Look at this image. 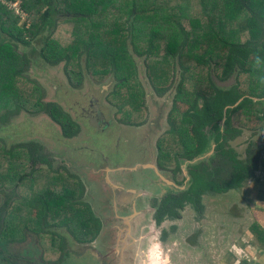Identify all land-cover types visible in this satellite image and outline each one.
<instances>
[{
	"label": "trees",
	"instance_id": "1",
	"mask_svg": "<svg viewBox=\"0 0 264 264\" xmlns=\"http://www.w3.org/2000/svg\"><path fill=\"white\" fill-rule=\"evenodd\" d=\"M7 2L21 4L30 26L20 27L25 17L0 2L1 127L24 111L47 114L68 140L81 135V126L59 104L45 103L42 89L26 77L37 42L45 43L41 59L52 67L65 64L76 87L86 72L98 81L114 76L119 121L141 126L145 93L131 49L144 59L160 96L181 72L170 131L158 147L159 166L174 165L177 173L188 163L189 181L159 201L158 225L181 218L187 206L200 212L206 194L241 186L249 166L230 144L243 131L256 135L264 124V0ZM41 151L33 143L8 149L0 140V264H62L75 253L54 258L71 240L91 244L101 234L103 222L87 199L86 182L68 169L55 170ZM30 233L46 244L44 262L35 259L36 250H16Z\"/></svg>",
	"mask_w": 264,
	"mask_h": 264
},
{
	"label": "rangeland",
	"instance_id": "2",
	"mask_svg": "<svg viewBox=\"0 0 264 264\" xmlns=\"http://www.w3.org/2000/svg\"><path fill=\"white\" fill-rule=\"evenodd\" d=\"M195 6L198 8L197 4ZM24 26H30L27 18L20 23V27ZM44 44V42H37L34 49L29 51L33 53L30 56L32 65L26 77L42 89L45 103L59 104L81 126V135L77 139L68 140L64 138L62 128L47 114H29L22 111L6 126H0V140L7 145L8 149L22 144H37L43 148L40 156L54 160L55 170L68 169L70 173L80 175L88 187V201L92 200L96 213L104 219L106 226L105 233L103 232V236L97 243L81 244L71 240L63 251L58 252L54 260H58L62 253L69 251L74 252L75 255L62 264H215L214 260L206 258V238H203L207 237L204 230L206 227L204 218L209 212L206 209V206L209 209V202L206 201V206L202 204L200 212L187 206L180 212L181 219L166 220L161 226L156 224V212L152 208L155 199H162L170 192L187 187L186 166L188 163L181 165L179 172L173 173L174 165L167 171L162 170L158 159L160 154L158 145L170 131L172 101L181 72L176 71L177 75L172 85L166 87L167 95L159 98L149 82L144 59L130 49L138 66L140 86L148 98L144 103L146 111L142 125H125L119 121V110L112 103V95L119 81L114 76L98 81L86 72L83 83L81 85L76 83L78 85L76 87L70 84L65 64L52 67L41 59L40 52ZM94 106H100L108 125L97 128L91 124L89 115L96 117ZM155 111L158 116L155 115ZM139 127L141 129H138ZM241 137L231 143L233 149L241 146L249 149V136ZM245 150L241 149V152ZM146 158L156 167V170L152 168L155 173L163 176L160 179L161 190L159 193L154 192L152 198L145 196V203L151 204L147 205L149 208L143 217V223H134L129 232V229L124 227V222L113 219L116 214L113 211V205L120 198L115 197L110 191L112 188L110 180L112 183H118L122 179L116 173L117 169L141 166L146 163ZM110 169H116V171L109 173ZM102 171H105V174ZM151 172L139 171L135 174L139 176L138 181L141 178L144 181L148 177V181L152 182ZM125 176H127L126 173L122 175V177ZM172 184L177 186L176 189L172 187ZM136 197L129 196L127 201H133ZM4 198V195L0 194V204ZM125 199L126 197L123 201ZM202 201L204 202L203 197ZM127 203L131 202L121 201L120 206ZM140 203L143 204L142 201ZM227 232L225 231L224 234ZM63 233L66 234L64 231ZM119 233H121V241L117 243ZM66 236L71 239L69 235L66 234ZM213 239L217 241L215 237ZM226 239L228 238L224 241ZM45 246L46 244L36 234L30 233L26 235V241L20 248L16 246V250L19 252L23 248L30 251L36 250L35 259L44 262L42 254ZM124 246L126 251L121 249ZM120 254L123 256L122 259Z\"/></svg>",
	"mask_w": 264,
	"mask_h": 264
},
{
	"label": "crops",
	"instance_id": "3",
	"mask_svg": "<svg viewBox=\"0 0 264 264\" xmlns=\"http://www.w3.org/2000/svg\"><path fill=\"white\" fill-rule=\"evenodd\" d=\"M245 135L249 136V149H233L230 144L239 160L249 166L241 186L203 196L202 204L209 202L204 218L206 258L215 264H264V124L256 135L242 132L240 137ZM241 149L246 150L242 153Z\"/></svg>",
	"mask_w": 264,
	"mask_h": 264
},
{
	"label": "flooded vegetation",
	"instance_id": "4",
	"mask_svg": "<svg viewBox=\"0 0 264 264\" xmlns=\"http://www.w3.org/2000/svg\"><path fill=\"white\" fill-rule=\"evenodd\" d=\"M231 82H232V80H231ZM114 92H115V90H114ZM167 93H168V90L165 91L164 95L160 96L157 93L156 94H157V96L159 98H164L167 95ZM174 95H175V93H174ZM147 98H148V96L145 95L144 100L146 101ZM172 103H173V101H172ZM94 112L96 114V117H94L93 115H89V119H90L91 124L95 125L97 128H101L102 125L106 126V124H107L106 118H105L104 114L101 112L100 106H94ZM155 112H156L155 115L158 116L157 111H155ZM149 120H150V118H149ZM138 129H141V127H139ZM158 147H159V145H158ZM159 155L160 154H158V159H159ZM152 168L156 170V167L151 164V161H147V158H146V163H144L143 165L138 166V167L137 166H135L134 168H131V167L130 168L120 167L119 169H117L118 171H116V169H114V170L110 169L109 170V173H112V172L116 171V173L119 174L121 176V179H122L118 183L117 182L116 183H112L111 180H110V183L112 184V186H111L112 188H110L111 189L110 191L114 193L113 195L115 197L120 198V200L113 205V209H114L113 211H115V213H116V214H114L115 218H113V219L115 221L118 219L119 221L124 222V227H127L129 229L128 230L129 232L132 230V225H134V223H138V222L143 223V217H144V215H146L147 210L149 208V207H147V205L151 204L150 202L145 203L146 197L147 196H149V197L151 196V198H152V196L154 195V192L159 193L160 190H161V188H160L161 187V185H160L161 184V180L160 179L163 176L160 173H155V170H153ZM161 169L162 170H166V171L168 170V169H163V168H161ZM105 171H107V170H105ZM105 171H102L103 174H105ZM139 171H146V172L147 171H152L151 172L153 174V175H151L152 176V182L148 181V177L144 181H142V178H141L140 181H138V177L139 176L136 175L135 173H137ZM125 173H126L127 176L122 177V175L125 174ZM110 179H111V177H110ZM186 180H187L186 183H188V181H189V177L188 176H186ZM172 187L174 189H176L175 187H177V186L175 184L174 185L172 184ZM178 191H182V190L178 189ZM133 195L137 196L136 199H138L139 197L140 198L137 201H135L136 199H134L133 201H127V198H129V196L133 197ZM125 197H126L125 201L126 202H131V203H127V204H124V205L121 204V206H120V202L121 201L123 203L125 202V201H123V199ZM160 200L161 199H155L154 200V204H153L152 208L156 212L155 215L159 211L158 210L159 209L158 208V206H159L158 203H159ZM141 201L143 202V204L140 203ZM102 222H103V227H102L101 234L99 235L98 239L95 242L91 243L90 245H93V244L97 243L99 241V238H101L103 236V232L105 233L104 229H105L106 226L104 224L105 223L104 219H102ZM120 234L121 233H119V236H117V243L121 241ZM124 248H125V246L123 248L121 247L122 251H126V248L125 249ZM118 253L119 252H117V254ZM120 257L122 259L123 256L120 254Z\"/></svg>",
	"mask_w": 264,
	"mask_h": 264
},
{
	"label": "built area",
	"instance_id": "5",
	"mask_svg": "<svg viewBox=\"0 0 264 264\" xmlns=\"http://www.w3.org/2000/svg\"><path fill=\"white\" fill-rule=\"evenodd\" d=\"M0 2H1L3 5L7 6L9 9L14 10L18 16H21V17H23V18H24V17L26 18V15L23 13V11H22V9H21V4H20V3H17V4H10V3L7 2V0H0ZM25 18H24V19H25Z\"/></svg>",
	"mask_w": 264,
	"mask_h": 264
},
{
	"label": "water",
	"instance_id": "6",
	"mask_svg": "<svg viewBox=\"0 0 264 264\" xmlns=\"http://www.w3.org/2000/svg\"><path fill=\"white\" fill-rule=\"evenodd\" d=\"M233 83V82H232ZM232 83H229V84H227V83H225V84H218L217 83V85H218V87H220V88H226V87H228V86H230ZM243 100V99H242ZM211 153H209V155H210ZM155 222H156V220H155ZM156 224L158 225V223L156 222Z\"/></svg>",
	"mask_w": 264,
	"mask_h": 264
}]
</instances>
